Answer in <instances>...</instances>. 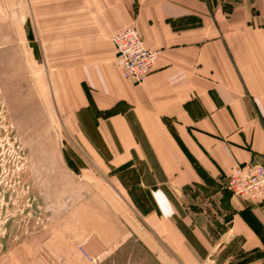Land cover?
I'll list each match as a JSON object with an SVG mask.
<instances>
[{
	"label": "crops",
	"instance_id": "1",
	"mask_svg": "<svg viewBox=\"0 0 264 264\" xmlns=\"http://www.w3.org/2000/svg\"><path fill=\"white\" fill-rule=\"evenodd\" d=\"M30 8L42 72L90 161L80 171L110 173L120 189L105 191L112 214L184 264H213L229 245L252 255L242 264H264V197L227 187L237 166L264 163V0H31ZM129 24L157 51L136 85L110 40Z\"/></svg>",
	"mask_w": 264,
	"mask_h": 264
},
{
	"label": "rangeland",
	"instance_id": "2",
	"mask_svg": "<svg viewBox=\"0 0 264 264\" xmlns=\"http://www.w3.org/2000/svg\"><path fill=\"white\" fill-rule=\"evenodd\" d=\"M30 3L0 0V264H184L172 251L153 252L151 240L144 243L112 214L105 191L121 192L110 173L80 171L90 161L42 72ZM233 248L213 264L252 256Z\"/></svg>",
	"mask_w": 264,
	"mask_h": 264
},
{
	"label": "built area",
	"instance_id": "3",
	"mask_svg": "<svg viewBox=\"0 0 264 264\" xmlns=\"http://www.w3.org/2000/svg\"><path fill=\"white\" fill-rule=\"evenodd\" d=\"M110 40L123 77L132 85L140 84L152 71L157 51L147 48L135 24L114 31ZM227 187L233 195L247 200L264 197V163H245L227 175Z\"/></svg>",
	"mask_w": 264,
	"mask_h": 264
}]
</instances>
